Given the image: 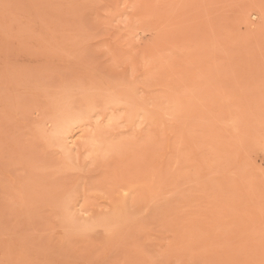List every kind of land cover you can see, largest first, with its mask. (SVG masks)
I'll use <instances>...</instances> for the list:
<instances>
[{
    "label": "rangeland",
    "instance_id": "rangeland-1",
    "mask_svg": "<svg viewBox=\"0 0 264 264\" xmlns=\"http://www.w3.org/2000/svg\"><path fill=\"white\" fill-rule=\"evenodd\" d=\"M0 264H264V0H0Z\"/></svg>",
    "mask_w": 264,
    "mask_h": 264
}]
</instances>
